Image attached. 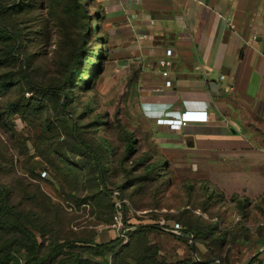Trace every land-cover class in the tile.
I'll list each match as a JSON object with an SVG mask.
<instances>
[{
    "label": "rangeland",
    "instance_id": "rangeland-1",
    "mask_svg": "<svg viewBox=\"0 0 264 264\" xmlns=\"http://www.w3.org/2000/svg\"><path fill=\"white\" fill-rule=\"evenodd\" d=\"M100 11L99 0H0V25L18 35L9 41L0 33V79L13 81L0 88V185L14 189L26 181L42 201L38 209L51 202L57 206L49 219L41 212L44 223L55 218V227L47 228V243L67 237L99 243L115 239L110 226L114 201H124L125 224L132 230L107 257L90 256L98 264H152L154 259L164 264H264V161L239 163L240 158L222 156L219 166L168 164L162 176L131 162L117 164L125 155L123 125L133 129L132 102H123L132 92L116 78L110 58L99 57L108 52ZM80 49L94 53L88 57L92 66L84 74L86 82L69 78L73 94L64 109L65 82ZM26 68L29 80L23 77ZM53 88L54 93L45 91ZM123 110L128 111L125 117ZM76 128L89 145L104 136L114 146L116 155L106 162L107 189L90 152L77 140ZM256 157L264 159V151L254 148ZM158 163L163 165V159ZM196 178L209 181L197 184ZM208 186L219 193L209 197ZM113 191L122 197L115 199ZM161 220L182 223L190 238L163 230L156 224ZM141 225L152 227L140 231ZM15 255L25 263L23 250Z\"/></svg>",
    "mask_w": 264,
    "mask_h": 264
},
{
    "label": "crops",
    "instance_id": "crops-1",
    "mask_svg": "<svg viewBox=\"0 0 264 264\" xmlns=\"http://www.w3.org/2000/svg\"><path fill=\"white\" fill-rule=\"evenodd\" d=\"M130 1L99 5L107 57L131 86L123 102H132L140 149L176 167L219 166L222 156L263 162L252 152L264 151V0H142L126 12ZM167 49L171 65L162 68ZM192 110L208 120L179 129L157 122Z\"/></svg>",
    "mask_w": 264,
    "mask_h": 264
},
{
    "label": "trees",
    "instance_id": "trees-1",
    "mask_svg": "<svg viewBox=\"0 0 264 264\" xmlns=\"http://www.w3.org/2000/svg\"><path fill=\"white\" fill-rule=\"evenodd\" d=\"M0 33L5 34L9 41H14L15 38L16 40L18 38V35L14 32V30L10 29L4 24L0 25ZM90 55H94V53L90 52L88 49H80L76 55V59L72 63L70 70L73 71L69 73L70 75L67 77L65 82L67 84V98L63 105L64 109L69 105L71 95L73 94L72 86L69 84L68 80L69 78H75V84H77L79 81L82 83L86 82V79H84V74L88 73L90 67L92 66V63H89L88 60ZM107 56V53H103L102 56L99 57L107 58ZM64 64L65 62H63L61 59L59 67H63ZM25 72H27V68L24 70L23 77L25 79L28 78L29 80V76ZM12 85V78L5 77L4 79H0V88H8ZM54 89L55 88L50 90L46 89L45 91H47V93H54L56 92ZM12 107L14 106H11L10 108ZM101 120L99 121L100 124L103 123ZM124 125L123 131L125 135V145L123 152L125 155L121 160H119V158L116 159L118 162L117 164L121 165L125 162H131V164H134V166L137 167L136 169L142 168L146 173H153L155 176H162L164 174L163 172H165L169 166L168 163L163 161L164 164L160 165V163L153 160L149 150L142 151L138 145V139L134 131L131 128L125 127ZM75 130V134L80 145L84 148V150L90 152L94 166L99 175L101 186L107 189L108 180L106 177V162L108 157L116 155L114 146L110 143L109 139L104 136L97 137L99 141L94 145H89L79 130L77 128ZM168 182H170L169 179ZM196 183L203 184V182ZM0 187L2 188V192H0V264H23L15 255V253L19 250H23L26 254V261L24 264H68L70 262L71 264H98L90 256L107 257L110 252L114 251L116 247L122 243V239L117 236L115 239L100 243L95 242V239L74 240L70 237H67V239L62 242H54L50 240V243H47V240L50 237H48L49 229L47 228L51 226L55 227V218L54 220L52 219L49 222L44 223L42 221L41 212H45V218L49 219L50 214L54 213L56 215L58 210L57 206L51 202L49 206H46V209L43 207L38 209L42 206V201L36 194L33 192L30 193L31 184L26 181H24V183L22 182V185L20 186L18 184L15 185L14 189L11 187L8 188V186L5 185H0ZM203 188L206 187L204 186ZM207 192L209 193L208 196L211 198L215 197L216 194L219 193V191L212 186H208ZM39 194L43 196V193L40 192V190ZM112 194L113 196L115 195V199L122 197L120 191H118L117 194H114L113 191ZM115 202L116 201H114L110 226L113 223V217L116 212L117 202ZM175 223L179 222L171 221L169 224L168 221H166L165 227L170 225L173 227ZM156 224L159 225L160 221H158ZM179 224L182 226V229L180 230L181 233L179 235H174L179 238L189 239L190 235L187 233V231H185V226L182 223ZM139 227V230L141 231L144 230L145 227H152V225H141ZM52 233H54L53 228ZM38 235H40V238ZM76 243L80 244L81 247H76L74 245ZM76 248H82V251L87 252L89 255L85 257L83 252L78 251ZM61 256L65 257L56 261V259L60 258ZM152 264L164 263H158L157 260L154 259Z\"/></svg>",
    "mask_w": 264,
    "mask_h": 264
},
{
    "label": "built area",
    "instance_id": "built-area-1",
    "mask_svg": "<svg viewBox=\"0 0 264 264\" xmlns=\"http://www.w3.org/2000/svg\"><path fill=\"white\" fill-rule=\"evenodd\" d=\"M142 0H131L130 2H127L124 4V11L129 12L132 10V7L136 4H141ZM166 56L165 58H162L159 61V65L162 68H167L171 65V60L169 59L170 56H172V49L166 50ZM163 75L167 76L168 71L164 70ZM222 79H224V76H221ZM166 85L171 86L172 81L166 80ZM226 92L231 90V86H227L224 89ZM208 120V112L207 111H201V110H192L184 112L182 115H180L179 118H166V119H158V123L170 125L172 129H179L182 126L187 125L191 122H205ZM124 201L120 200L116 203V212L113 217V223H112V229L116 233V236L121 238L122 241H126L128 239V233L132 230L131 227H126L125 219H124ZM160 226L163 230L179 235L182 229L181 224L175 223L174 226L171 229L166 228V221L161 220Z\"/></svg>",
    "mask_w": 264,
    "mask_h": 264
},
{
    "label": "water",
    "instance_id": "water-1",
    "mask_svg": "<svg viewBox=\"0 0 264 264\" xmlns=\"http://www.w3.org/2000/svg\"><path fill=\"white\" fill-rule=\"evenodd\" d=\"M194 251H195V248H194Z\"/></svg>",
    "mask_w": 264,
    "mask_h": 264
}]
</instances>
